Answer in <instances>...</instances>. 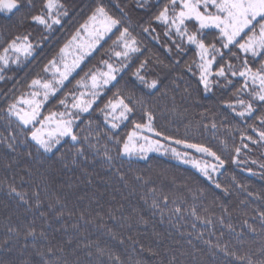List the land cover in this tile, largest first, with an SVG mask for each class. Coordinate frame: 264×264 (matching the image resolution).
<instances>
[{"label": "trees", "instance_id": "trees-1", "mask_svg": "<svg viewBox=\"0 0 264 264\" xmlns=\"http://www.w3.org/2000/svg\"><path fill=\"white\" fill-rule=\"evenodd\" d=\"M64 2L69 6L70 15L63 21V28L57 27L54 30V33L49 37V42L36 52L35 59H30L25 66L21 67L10 65L3 72L6 77L14 76V80L0 81V238L4 234L6 218L17 225L35 219L38 230L42 222L38 211L33 210L26 213L22 204H18L16 199L7 195L4 185L15 183L22 190H27L29 196H31L32 190L40 192L41 199L45 200L40 211L47 210L49 199L54 200L56 196L62 198L63 205H56V210L59 211L63 207L65 214L61 220L55 223V227H60L63 224L67 232L64 228H61L59 232L48 228L50 237L54 238L51 241L54 244L71 235L74 241L73 247L76 243L82 245L88 240L99 241L101 247L110 248L125 259L128 264H135L137 260L143 261L144 264H168L172 256H176L177 260L184 264H195L191 255L193 246L189 245L187 241L191 239L197 249L206 252L207 245L204 241L211 240L213 244L217 242L222 245L227 244L230 248L240 249L241 252L250 250L255 253L253 258L259 259L257 249L260 247L261 237L242 229V221L247 219L250 224L259 227V213L264 212V175H261L264 169L260 167L264 163V143L254 144L247 139L242 142L241 132L245 136L250 135L253 139H258L259 130L264 129L260 122L255 120V117L247 119V121L241 119L224 104V101L232 98L234 87H238L242 81L230 77L235 81L234 86L224 88L225 81L221 78L219 85L214 83L213 90L207 93L203 91L202 86L198 88V69L196 64L192 63L194 60L198 61L196 48L187 45L185 38L183 51L178 50L177 44H182L180 37L174 30L171 36H165V28L160 24L153 25L156 29L155 32L144 34L141 31V25L148 20L151 13L136 10L135 0H105V3L117 15L119 13L114 7L115 4L119 3L122 7L129 5L126 10L131 16L132 27L130 30L140 41L138 45L140 52L132 54L129 60L124 61L130 66L118 73L117 81L113 82L114 86L109 85L105 89L107 94H101L93 109L89 113L82 114L81 119L76 121L78 134L88 160H81L80 167L70 166L67 169H61L58 175L49 173L52 180L41 183L38 188H35L34 183L21 182L20 176H24L25 181L30 179L22 171L23 158L19 153H11L2 142L5 138H10L12 134L19 137L22 127L15 117L9 118L7 112L4 111L8 103L5 94L10 98L13 95H19L20 91L24 90L23 85L39 72L43 64L51 59L76 28L84 23L90 14V6H94L95 0H64ZM164 2L165 0H160V5H157L156 0H149L152 12H155ZM188 27L194 29L196 26L194 23H189ZM19 30H31L34 42L39 41L41 35H48L34 25L25 24ZM205 31L206 41L214 42L218 32ZM117 35L119 32L115 30L114 33H109L94 50V54H90L81 62V67L62 86L63 91H59L58 94L45 102V106L41 109L43 114L41 118L48 115L50 111H63L62 106H59L57 102L70 90L78 92L79 89H75L76 82L89 69L94 66L99 67L100 60L110 59V62L119 65L120 61L113 53L122 51V48L117 47L112 52L109 51L113 48V41ZM153 37H158V39H153ZM2 39L0 37V40ZM219 46L217 44V47ZM232 51L236 52L237 49L233 48ZM224 52L225 60H227L230 54L227 50ZM239 56V60H232L237 68L245 58L243 53H239ZM141 62H145V67L141 69V75L145 76L149 82L157 80L158 88L148 89L133 75ZM249 62L253 68L259 64V60L253 62L251 57H249ZM189 64L192 66V72L188 71L187 65ZM44 78L49 79L50 74ZM14 85L17 89L15 93L12 91ZM117 88L121 89L124 95L133 101L143 97L149 106H154L156 112L154 125L157 130L183 138L185 125H188L190 129L188 139L191 142L204 143L221 155L227 163L220 172L214 174V179L223 187L228 188V193L225 194L216 189L213 183L201 175L192 164L175 159L171 152L167 155L153 153L148 155V159H140L136 156L131 159L128 157L117 158L113 161L114 167L110 168L104 159L103 152L107 148L111 155L116 157L119 145L115 139L110 140L109 136H126L132 128L131 121L126 120L121 123L119 128L111 129L110 125L105 122L103 113L98 111ZM185 89L188 91L186 92ZM244 98L247 99V96ZM135 106L137 113L133 118L140 121L139 105ZM256 107L260 109L256 115H260V112L264 111V105L257 104ZM173 108H175V113L172 111ZM181 113L183 116L180 115ZM90 121L91 124H89ZM213 122L217 125L215 130L211 128ZM205 124L208 125L207 130L204 128ZM253 124L257 131H253L250 127ZM89 133H91L89 142L95 145V148H90L88 143L83 142V138ZM151 135L153 139H161L166 145L171 144L181 153L187 152L190 156L201 161L207 160L215 163L211 157L197 153L184 145L163 141L162 137H156L154 133ZM242 144H247L248 147L243 148ZM236 146H241L242 152L238 155L239 163L233 164L231 158L233 155H237L234 151ZM57 147L63 151L67 145L62 141V144ZM20 150L23 152L28 149L20 145ZM31 150L35 152V148ZM5 157L8 160L15 158L19 163L5 168ZM116 168L123 174L124 180L115 171ZM246 168H251L252 171L248 172L245 170ZM137 176H141L143 179L138 180ZM233 177H235V181ZM31 179L33 182L39 179L35 171ZM125 181H127V186H125ZM237 184L246 185L247 191L237 187ZM150 189H155L156 192H152ZM201 190L203 191L201 192ZM248 193H252V195L249 196ZM165 195L168 196L167 202L163 199ZM153 199L160 203L164 210L163 215L158 209L152 208ZM222 206L227 208L228 213L224 212ZM176 207L181 208L182 212L173 213L172 210ZM193 207L199 216L210 218L212 224L202 223L192 216ZM184 209L186 211H183ZM81 213L84 214V219H80ZM50 215H54V213L50 212ZM112 215L116 218L112 219ZM141 217L148 223H138L137 221ZM220 218H223L224 224L219 222ZM101 224L111 228L117 234L118 239L113 240L106 229L99 226ZM227 224H231L235 232L230 231L226 227ZM73 225H78L79 230ZM242 230L244 231L243 239L246 241L243 246L239 245L236 240V233ZM79 232H83L84 235L81 236ZM188 233L192 235L189 236ZM197 234H202V237L196 239ZM129 236L139 243L133 244L132 240L128 239ZM119 239H123L124 243L120 244ZM40 243L46 244L47 242L41 241ZM141 245L145 251H141ZM147 249H152L159 255L153 256ZM87 251L89 249L80 248L77 249L76 254L80 255L86 264L88 261L91 264H96L95 248L91 249L94 253L92 257L85 255ZM181 253H185V255H181ZM101 259L107 264V256ZM197 259H199V254H197ZM215 261L216 264H237L233 257L224 256L223 253H218Z\"/></svg>", "mask_w": 264, "mask_h": 264}, {"label": "snow or ice", "instance_id": "snow-or-ice-1", "mask_svg": "<svg viewBox=\"0 0 264 264\" xmlns=\"http://www.w3.org/2000/svg\"><path fill=\"white\" fill-rule=\"evenodd\" d=\"M156 3L160 5V0H156ZM114 7L119 13L118 15L111 10L105 0H95L94 6H90V14L84 23L76 28L51 59L43 64L39 72L23 85L24 90L20 91L19 95H13L10 98L5 94L8 103L4 111L7 112L9 118L15 117L22 127L19 137L12 134L10 138H5L2 142L11 153H19L23 158L22 171L30 179L25 181L24 176H20L21 182L34 183L35 188H38L41 183L52 180L49 173L58 175L61 169H67L70 166L80 167L81 160H88L78 134L76 121L81 119L82 114L89 113L93 109L101 94H107L105 89L117 81L118 73L130 66L124 61L129 60L132 54L140 52L138 46L140 41L130 30L132 27L131 16L126 10L129 5L122 7L117 3ZM135 9L151 13L148 20L141 25V31L144 34L155 32L156 29L153 25L160 24L165 28V36H171L174 30L180 37L182 44H177L178 50L183 51L185 38L187 45L196 48L198 61L194 60L192 63L196 64L198 69V88L202 86L205 93L213 90L214 83L219 85L221 78L225 81L224 88L234 86L235 81L230 77L242 81L238 87H234L232 98L224 101V104L241 119L247 121V119L255 117V120H258L264 129V111L260 112V115H256L257 111H260L256 105H264V59H262L264 58V0H165L155 12H152L149 0H135ZM69 15L70 9L64 0H0V37L3 38L0 40V81L14 80V76L6 77L3 72L10 65L21 67L25 66L30 59H35L38 49L49 42L50 35L57 27L63 28V21ZM189 23H194L196 27L189 29ZM25 24L34 25L48 35H41L39 41L34 42L31 30H19ZM114 30L118 31L119 35L116 36L113 48L109 51L112 52L117 47L122 48V51L113 53L120 61L119 65L110 62V59L100 60L99 67L94 66L89 69L76 82L75 89H80V91L70 90L57 102L59 106H62L63 111H50L48 115L40 119L43 115L41 109L45 106V102L58 94L59 91H63L62 86L65 81H68L72 73L81 67V62L85 60V57L94 54L93 50L97 48V45L109 33H114ZM205 30L218 32L214 42L206 41ZM153 39H158V37H153ZM217 44L220 46L217 47ZM233 48H236L237 51L233 52ZM224 50L230 54L227 60H225ZM70 53H75L71 62L68 60ZM239 53H243L245 58L237 68L232 60H239ZM249 57L253 59V62L259 60L258 66L253 68ZM144 67L145 62H141L133 75L148 89L158 88L157 80L149 82L145 76L141 75V69ZM187 68L189 72H192L191 64L187 65ZM48 74L51 75V79L44 78ZM12 91L13 93L17 91L15 85ZM185 91L188 90L185 89ZM245 96L247 99L244 98ZM135 105H139L140 121L143 122L133 118L137 113ZM98 111L103 113L104 120L111 129L119 128L121 123L126 120H130L132 124L131 130L127 132L126 136H109L110 140L115 139L119 145L116 157H113L107 148L103 152L104 159L110 168L114 167L113 161L117 158L128 157L131 159L136 156L140 159H148L149 152H163L164 155L171 152L175 159L192 164L201 175L213 183L216 189L225 194L228 193L229 189L214 179V174L220 172L227 161L212 147L204 143L191 142L188 139L190 130L188 125H185L183 138L157 130L154 125L156 118L154 106H149L143 97L133 101L126 97L119 88L112 93ZM172 111L175 113V108ZM180 115L183 116V113ZM201 115L204 114L201 113ZM216 127L217 125L213 122L211 128L215 130ZM250 127L253 131H257L255 124ZM204 128L207 130L208 125L205 124ZM145 130L154 133L156 137H162L163 141L195 149L197 153L211 157L215 163L207 160L201 161L190 156L187 152L181 153L171 144H164L161 139H153L151 136L144 135ZM90 135L91 133L85 136L83 142L88 143L90 148H95L96 146L89 142ZM241 138L242 142L247 139L254 144L264 143V130H259L258 139H253L250 135L245 136L243 132H241ZM62 141L67 145L63 151L57 147L62 144ZM221 143L224 142L221 141ZM20 145L28 150L21 152ZM242 146L243 148L248 147L247 144H242ZM32 148H35V152L31 150ZM234 151L237 155L232 156L231 162L237 164L239 163L238 155L242 152L241 146H236ZM17 163H19L17 159L8 160L5 157L4 167L10 168ZM253 163L256 162L253 161ZM260 167L264 169V163ZM83 170L86 171V169ZM245 170L252 171L251 168ZM34 171L39 179L33 182L31 177ZM115 171L124 180L120 170L116 168ZM253 174L255 175V173ZM261 175H264V172ZM136 179L142 180L143 177L137 176ZM233 180L235 181V177ZM125 186H127V181H125ZM4 187H6L9 197L16 199L18 204L24 206L26 213L33 210L38 211L42 222L38 230L35 219L17 225L6 218L4 234L0 238V264H86L81 256L76 254L77 249L80 248L89 249L85 253L87 257L94 255L91 249L95 248L96 264H105V261L101 259L105 256H107V264H128L125 259L110 248L101 247L99 241L88 240L85 244L76 243L73 247V237L68 235L67 239L52 243L54 238L50 237L48 228H52L56 232L64 228L67 232L63 224L60 227H55V223L61 220L65 214L63 207L59 211L56 210V205H63L62 198L56 196L54 200L49 199L47 210L40 211L45 200L41 199L38 190H32L31 196H29L27 190H22L15 183H6ZM237 187L247 191L246 185L237 184ZM150 191L156 192L155 189H150ZM248 195L251 196L252 193H248ZM163 199L167 202L168 196L165 195ZM151 206L158 209L163 215L164 210L156 199H153ZM222 207L224 212L228 213L227 208ZM172 211L181 213L182 209L176 207ZM50 212L54 215H50ZM191 215L202 223L212 224L210 218L199 216L195 207L192 208ZM111 218L115 219L116 217L112 215ZM80 219H84L83 213L80 214ZM259 221V227L250 224L247 219L242 221V229L261 237L260 247L257 249L259 259H254L255 253L250 250L241 252L240 249L230 248L227 244L222 245L219 242L213 244L211 240L204 241L207 251L202 252L189 239L187 243L193 246L192 260L195 264H216L217 254L223 253L224 256L233 257L237 264H264V212L259 213ZM137 222L148 223L143 217L139 218ZM219 222L224 224L223 218H220ZM99 226L105 228L113 240L118 239L117 234L111 228L104 224ZM73 227L79 230L78 225H73ZM226 227L235 232L231 224H227ZM79 234L84 235L83 232H79ZM187 235L191 236L192 234L188 233ZM243 236V230L236 233L237 243L241 246L246 242ZM201 237L202 234H197L196 239ZM128 239L132 240V237L129 236ZM41 241L47 243H40ZM118 242L123 244L124 240L119 239ZM132 243L137 244L139 241L132 240ZM141 251H145L143 245H141ZM147 251L153 256L159 255L152 249H147ZM197 254H199V259H197ZM181 255H185V253H181ZM87 264H91V262L88 261ZM135 264H144V262L137 260ZM168 264H184V262L178 261L176 256H172Z\"/></svg>", "mask_w": 264, "mask_h": 264}, {"label": "rangeland", "instance_id": "rangeland-1", "mask_svg": "<svg viewBox=\"0 0 264 264\" xmlns=\"http://www.w3.org/2000/svg\"><path fill=\"white\" fill-rule=\"evenodd\" d=\"M98 45H99V44H98ZM98 45H97V46H98ZM94 50H95V49H94ZM94 50H93V51H94ZM74 54H75V53H70V55L68 56V60H69V62H71V60L73 59ZM88 56H89V55H88ZM88 56H86V57H88ZM86 57H85V58H86ZM76 70H77V69H76ZM76 70H75V71H76ZM75 71H74V72H75ZM74 72H73V73H74ZM73 73H72V74H73ZM49 79H51V75H50V78H49ZM65 82H66V81H65ZM79 91H80V89H79ZM40 119H43V118L40 117ZM37 126H39V125H37ZM143 134H144V135H148V136H152V135H151L152 133H149V132H147L146 130L144 131ZM193 150L195 151V149H193ZM195 152H196V151H195ZM153 153H163V152H149L148 155L153 154Z\"/></svg>", "mask_w": 264, "mask_h": 264}]
</instances>
